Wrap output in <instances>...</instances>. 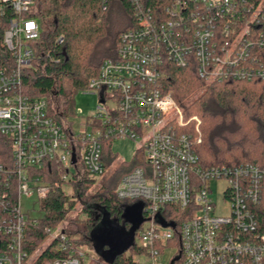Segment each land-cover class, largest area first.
<instances>
[{
    "label": "built area",
    "instance_id": "obj_1",
    "mask_svg": "<svg viewBox=\"0 0 264 264\" xmlns=\"http://www.w3.org/2000/svg\"><path fill=\"white\" fill-rule=\"evenodd\" d=\"M128 1L136 27L122 33L117 57L105 59L89 78L83 91L98 93L99 104L77 131L50 113L45 97L24 92L23 69L41 33L38 20L26 16L36 0H0V16L12 14L3 38L11 62L0 68V264H35L25 246L27 220L34 217L24 211L23 197L40 203L79 177L81 167L102 177L104 143L119 139L139 140L144 157L116 190L126 204H144L135 238L138 264H164L169 246L176 252L168 264H264L258 220L264 165L203 166L195 148L201 120L186 118L163 82L170 63L194 64L206 81L264 79V0ZM56 172L59 179L52 180ZM221 177L231 204L227 216L215 212L211 197L210 181ZM52 238L70 253L47 264H80L63 229Z\"/></svg>",
    "mask_w": 264,
    "mask_h": 264
},
{
    "label": "trees",
    "instance_id": "obj_2",
    "mask_svg": "<svg viewBox=\"0 0 264 264\" xmlns=\"http://www.w3.org/2000/svg\"><path fill=\"white\" fill-rule=\"evenodd\" d=\"M247 1L258 4L263 0ZM11 16L9 11L0 16V68L11 62V53L3 43ZM26 16L38 20L41 33L31 42L34 59L23 69L24 92L31 98L45 97L50 113L59 120H67L75 113V94L86 88L89 78L97 75L105 59L117 57L122 33L136 27L132 5L128 0H36ZM262 57L264 60V49ZM163 82L184 116H198L201 120L200 142L195 148L203 166L243 162L264 165V79L206 81L194 64L170 63ZM188 128L191 131L193 124ZM112 145L109 140L104 143L106 172L99 178L94 193L86 194L97 180L81 167L80 176L70 181L72 195L60 185L40 201L42 216L27 220L25 246L29 255L36 254L49 237L48 229L59 228L64 222L66 226L61 229L75 250L76 246L91 243V231L104 218L122 222L126 201L117 196V187L125 174L144 164V157L139 149L133 161L117 162ZM113 165L115 168L111 170ZM59 172L52 180L59 179ZM78 205L81 206L78 215L69 218ZM258 209V220L264 229V207ZM127 251L112 262L97 256L98 264H138L137 246ZM69 253L59 249L58 240L52 238L34 263L47 264L66 258ZM75 255L82 264V257Z\"/></svg>",
    "mask_w": 264,
    "mask_h": 264
},
{
    "label": "rangeland",
    "instance_id": "obj_3",
    "mask_svg": "<svg viewBox=\"0 0 264 264\" xmlns=\"http://www.w3.org/2000/svg\"><path fill=\"white\" fill-rule=\"evenodd\" d=\"M75 102V111H77L78 115H72L69 116L67 121L73 122V127L77 131H81L82 129L86 128L87 126V118L94 115L97 111V106L99 104V94L96 92H89V91H79L77 94H75L74 98ZM89 131V129H87ZM139 140H131V139H119L113 142L112 145V151L117 154L118 160L117 162L121 160L126 161H133L135 157L137 156V153L139 152ZM140 154H142L140 152ZM141 157V156H139ZM142 158V157H141ZM116 162V163H117ZM115 163V164H116ZM114 164V165H115ZM111 167V170L115 168V166ZM144 165V164H142ZM99 178L97 179V183L90 187L89 191L86 193L87 195L94 193L98 187H99ZM227 185V179L226 178H213L210 181V187L212 189L211 197L215 203V212L219 215L227 216L230 214L231 204L229 201L225 200L223 197V190L225 186ZM63 189L68 194L72 195L74 190L72 183H65L63 184ZM22 206L24 211H27V214L34 218H40L42 216V212L39 209V201L36 197H23L22 200ZM81 210V206L78 205L70 214L69 218H74L78 215V213ZM59 228H55L51 231L50 236L40 245V249L38 252L34 255H32L28 262L31 263L37 255L40 253L42 249L47 247L49 243L52 240V237L56 235L59 230L64 226H66V223L64 222L61 224ZM139 232V230H138ZM137 240V238H136ZM82 257V264H98L97 260V254L94 252L92 248V244H82L79 247H75ZM176 252L175 246H169L164 250L162 260L164 264H168L171 258L174 256ZM129 253V251H127ZM141 264H149L148 262H144Z\"/></svg>",
    "mask_w": 264,
    "mask_h": 264
},
{
    "label": "water",
    "instance_id": "obj_4",
    "mask_svg": "<svg viewBox=\"0 0 264 264\" xmlns=\"http://www.w3.org/2000/svg\"><path fill=\"white\" fill-rule=\"evenodd\" d=\"M75 160L73 154V162ZM143 206L142 202L126 204L121 214L122 222L106 217L93 228L89 238L94 252L112 262L116 256L135 245L136 232L145 220Z\"/></svg>",
    "mask_w": 264,
    "mask_h": 264
},
{
    "label": "flooded vegetation",
    "instance_id": "obj_5",
    "mask_svg": "<svg viewBox=\"0 0 264 264\" xmlns=\"http://www.w3.org/2000/svg\"><path fill=\"white\" fill-rule=\"evenodd\" d=\"M126 226H127V228H129V227H130V225H129V224H127ZM136 235H137V232H136ZM136 235H135V238H136Z\"/></svg>",
    "mask_w": 264,
    "mask_h": 264
},
{
    "label": "crops",
    "instance_id": "obj_6",
    "mask_svg": "<svg viewBox=\"0 0 264 264\" xmlns=\"http://www.w3.org/2000/svg\"><path fill=\"white\" fill-rule=\"evenodd\" d=\"M99 256V255H98Z\"/></svg>",
    "mask_w": 264,
    "mask_h": 264
}]
</instances>
